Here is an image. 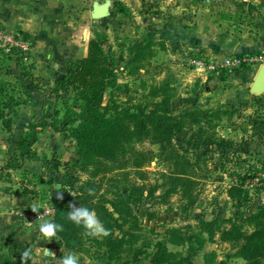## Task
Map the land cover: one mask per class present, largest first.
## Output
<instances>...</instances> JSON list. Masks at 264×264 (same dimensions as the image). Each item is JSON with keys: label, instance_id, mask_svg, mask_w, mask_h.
<instances>
[{"label": "trees", "instance_id": "trees-1", "mask_svg": "<svg viewBox=\"0 0 264 264\" xmlns=\"http://www.w3.org/2000/svg\"><path fill=\"white\" fill-rule=\"evenodd\" d=\"M155 39L145 32L129 51V74L144 86L147 82L140 73H147L146 67L156 54ZM103 43L100 38L92 40L87 55L70 62L60 79L63 86L77 92L75 101L80 103V110H67L62 118L54 112L51 122L46 116L42 122L32 124L17 146L15 159L11 158L6 166L9 171L22 170L28 158L37 156L35 145L48 129L76 141L78 162L45 160L55 170L74 166L88 177L55 204L53 222L63 225V230L56 232L63 251L89 254L95 249L106 256V264H139L144 260L150 264H193L206 243L220 241L235 250L228 257L243 259L246 264H263L264 203L254 196L264 193V178L258 176L264 173V161L250 166L231 186L234 208L230 217L206 221L198 216L195 227H172L162 233L146 225L145 220L154 221L162 207L171 205L174 195L179 196L178 208L184 213L199 206L202 181L214 170L212 167L219 166L207 157L236 154L238 143L221 137L218 128L224 119L230 122L238 110L233 105L203 110L178 96L177 88L167 79L145 89L144 95L124 101L119 100L120 96H107L108 90L119 86L115 63ZM0 54L18 63L25 60L21 52ZM7 86L11 85L0 79V120L11 133L13 121L8 112L25 101L16 98L15 89ZM21 86L32 89L27 84ZM177 100L182 106L172 109L171 104ZM146 143L150 148H143ZM156 145L160 147L159 156L152 149ZM156 158L165 170L158 173L159 178L147 170ZM30 193L25 190L22 195ZM70 203L93 210L107 235L102 239L86 235L82 226L68 220ZM168 245L184 250L173 252ZM217 258L211 253L206 263L214 264ZM3 261L4 256H0V264Z\"/></svg>", "mask_w": 264, "mask_h": 264}, {"label": "rangeland", "instance_id": "rangeland-1", "mask_svg": "<svg viewBox=\"0 0 264 264\" xmlns=\"http://www.w3.org/2000/svg\"><path fill=\"white\" fill-rule=\"evenodd\" d=\"M106 1L108 0H70L69 7H65L58 0L54 7L63 9L65 13V19L61 20V29L58 32L59 35L62 32L59 39L64 49L72 50L77 45L82 53H86L89 43L96 38H100L104 42L105 50L109 49L108 56L115 63L119 88L108 90L107 96H120L119 100L124 101L127 98L144 95L145 89L149 90L151 85L167 79L173 87L177 88L178 96L184 100H190L203 110L223 105H233L238 110V113L233 116L230 122L224 119L218 128L221 137L238 143L235 149L236 154L232 156L229 154L225 158L216 154L207 157L208 160L218 163L219 166L217 168L212 167L214 170L202 181L199 206L189 213H184L178 208L180 204L179 196L174 195L171 197V205L162 207L154 221L145 220L146 225L162 233L167 228L172 227L179 228L187 225L195 227L197 225L195 217L198 216L206 221L230 217L234 208L233 200L230 197L231 186L250 166L256 167L264 161V93H252L262 96H231L229 92L243 86L250 88L261 67H243L241 70L229 73L227 76L218 77L217 75L191 69L188 60L196 57L224 58L234 56L243 58L257 56L262 57L264 60V53L254 52L218 56L188 50L177 52L175 46L172 45L169 52L160 54L158 50L154 49L156 54L146 67L147 73L144 70L140 73L143 76L142 80L147 82L144 86L141 80H136L135 77L129 74V51L133 44L140 41L143 34L148 32L147 22L150 18L148 14L150 0H109L111 2L110 15L107 24L102 26L100 20L92 18V14L96 4L103 5ZM187 1L189 0L184 2ZM236 3L243 4L253 13L247 16L246 21L250 26L243 29L242 33L247 32L249 38L257 41L260 39V33L264 35V22L262 19L256 18V14L264 18V0H199L198 7L206 9L210 6V11L213 13L225 11L227 5L239 6ZM218 4L223 7L218 6ZM187 6V3H185L183 13L186 15V20H188V16L191 17L194 14V9L187 10ZM188 22L186 21V23ZM0 26H2L1 22ZM227 28L229 29L227 26L223 30L226 31ZM232 30L234 29L232 28ZM32 40L34 43L33 38ZM24 58L25 60L22 63H18L14 58H6L0 54V79L5 84L11 85L7 86L10 90L15 89L16 98L21 97L25 101L24 105L14 109L15 112L28 109L27 112L34 113L32 120V124H34L42 122L46 116H48V122H51L54 112H58L59 117L62 118L67 110H80V103L75 101L77 92L68 85L63 86L60 82V79H62L60 76H64L66 73L59 76L61 72L59 71L54 76L52 85L46 87L39 81L40 76L36 77L35 75L38 62L39 65H46L45 57L37 60L33 53L24 55ZM198 74H201L203 79ZM209 79L210 81H208ZM22 84H27L32 89L30 91L24 90ZM227 93H229V96L223 95ZM181 106L182 101L180 100L171 104L172 109H178ZM10 112H8L9 116ZM12 121L14 124L13 119ZM2 127L3 123L0 120V140L3 136ZM7 136L11 145L12 134L9 135L8 132L6 133ZM6 137H3V139L5 140ZM9 144H7V147L0 148V205L5 203L2 199L7 201L8 198L12 197L28 196L29 200L25 204L8 203L7 201V204L3 206L4 209L0 210V256H4L2 264H5V261L8 264H21V255L26 249H31L27 264H58L59 259L69 253L61 248L57 239L58 236L52 237L51 241L46 240L39 232L41 222L31 224L21 217L20 213L32 211L31 206L33 204H38L40 206L39 210H42L50 202L54 205L59 204L66 192L87 180V175L81 173L74 166L71 168L61 166L60 170H55L45 163V160H56L61 164L78 162L76 141L57 134L54 144L56 149H53L50 155L38 154L35 149L37 156L27 159L36 158L39 160V167L41 166V168H37L34 172L25 168L27 160L22 170H7L6 166L11 158L15 159L18 154L17 150L14 151L12 145L9 147ZM143 148H150V145L146 143ZM152 149L158 156L160 155L161 151L158 145L153 146ZM60 152L64 156L60 155ZM69 154H71V157H69ZM147 170L152 173V177L157 175L156 178H159L158 173L162 172L163 169L159 167L156 158ZM258 176L264 178V173H259ZM57 186H60L61 194L58 193ZM25 190L31 193L22 195ZM114 190L116 189L114 188ZM112 194H114V191ZM254 199L264 203V193L254 196ZM49 221L53 222L54 218ZM103 236L96 237L102 239ZM88 246L91 245L88 244ZM168 248L173 252L184 250L172 245H168ZM231 248L228 243L208 242L203 250L194 257L193 264H207L206 256L211 253H216L218 257L214 264H246L243 259L228 257V255L232 256L235 252ZM78 255L80 258L79 264H106V256L95 249H92L89 254L86 252ZM139 264H150V262L144 260Z\"/></svg>", "mask_w": 264, "mask_h": 264}, {"label": "crops", "instance_id": "crops-1", "mask_svg": "<svg viewBox=\"0 0 264 264\" xmlns=\"http://www.w3.org/2000/svg\"><path fill=\"white\" fill-rule=\"evenodd\" d=\"M58 0H0V22L2 26L10 31H23L34 39L33 53L37 60L46 59V65H36L35 75L40 76L39 81L46 87L52 85V80L56 74L66 73L68 65L72 61H77L87 55L82 53L80 47L75 45L72 50L64 49L61 46V20L65 19L63 9L54 7ZM70 0H60L65 6L69 7ZM150 0L149 20L147 22L148 32L155 36V47L160 54L169 52L173 45L179 51H198L206 54L226 56L235 54H246L254 52L264 53V35L260 33V39L255 41L249 38L247 32L243 29L248 28L250 24L246 21L247 16L253 14L243 4L239 6H225V11L211 12V7L200 9L199 0ZM66 3V4H65ZM187 3V10L194 9V14L188 20L183 13ZM67 5V6H66ZM218 6L223 7L221 4ZM257 19L264 18L256 14ZM186 21H189L186 23ZM226 31L223 30L225 27ZM232 28L234 30H232ZM152 31V32H151ZM247 33V34H246ZM67 43V42H66ZM69 44V43H68ZM63 45V44H62ZM75 48V50H74ZM168 49V50H167ZM170 66V65H169ZM199 77L203 79L201 74ZM249 88L243 86L232 90L231 96H262L254 95ZM223 94L229 96L228 94ZM18 110V109H17ZM28 109H22L10 112L9 118L14 120L12 126V146L16 151L18 144L23 136L30 130L34 113L27 112ZM4 125L2 127L3 136L0 140V148L7 147L8 133ZM57 134L48 129L39 136V141L35 145L38 154L50 155L56 142ZM3 137H6L5 140ZM9 144V147H11ZM53 152V151H52ZM63 153L60 152V155ZM64 156V155H62ZM66 157V155H65ZM71 157V154H69ZM40 162L33 158L26 161L25 168L29 171H36ZM1 203L0 210L8 203L25 204L29 197L19 196L5 199Z\"/></svg>", "mask_w": 264, "mask_h": 264}, {"label": "built area", "instance_id": "built-area-1", "mask_svg": "<svg viewBox=\"0 0 264 264\" xmlns=\"http://www.w3.org/2000/svg\"><path fill=\"white\" fill-rule=\"evenodd\" d=\"M0 52L5 55H12L15 52H21L22 55L33 54V40L21 31H10L0 26ZM264 63L262 57L243 58L239 56L224 58H205L196 57L188 60L191 69L201 71L206 74L219 75L223 72H231L243 67H258ZM55 205L50 202L46 204L38 213L21 212L20 216L27 222L35 223L42 220H51L55 217Z\"/></svg>", "mask_w": 264, "mask_h": 264}, {"label": "clouds", "instance_id": "clouds-1", "mask_svg": "<svg viewBox=\"0 0 264 264\" xmlns=\"http://www.w3.org/2000/svg\"><path fill=\"white\" fill-rule=\"evenodd\" d=\"M89 194L94 195V191L89 189ZM39 205L33 204L31 210L34 213L39 212ZM70 211L68 212L67 219L73 222L77 226H82L85 229L86 235L100 236L107 235L106 229L102 226L99 219L96 217L93 210H89L86 207H77L75 204L70 203L68 205ZM63 225L56 224L55 222L42 220L39 226L40 234L48 241L56 235L57 231H62ZM31 249H26L21 255V264H27V260L30 258ZM79 255L76 253H68L59 259L58 264H79Z\"/></svg>", "mask_w": 264, "mask_h": 264}, {"label": "water", "instance_id": "water-1", "mask_svg": "<svg viewBox=\"0 0 264 264\" xmlns=\"http://www.w3.org/2000/svg\"><path fill=\"white\" fill-rule=\"evenodd\" d=\"M110 6H111V2L109 0L106 1V3L103 5L96 4L93 9L92 18L95 20H100L102 23V26H105L107 24V19L110 15V12H109ZM60 77L63 78L64 76L61 75ZM251 91L254 94L264 93V64L261 66V68L259 69L256 75V78L252 84ZM57 190L59 191L58 193L61 194L60 186H57Z\"/></svg>", "mask_w": 264, "mask_h": 264}]
</instances>
